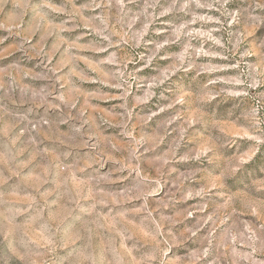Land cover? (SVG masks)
Listing matches in <instances>:
<instances>
[{"label": "rangeland", "instance_id": "obj_1", "mask_svg": "<svg viewBox=\"0 0 264 264\" xmlns=\"http://www.w3.org/2000/svg\"><path fill=\"white\" fill-rule=\"evenodd\" d=\"M0 264H264V0H0Z\"/></svg>", "mask_w": 264, "mask_h": 264}]
</instances>
